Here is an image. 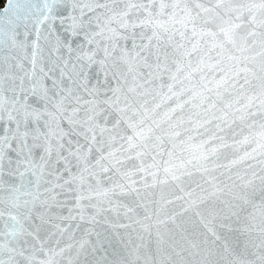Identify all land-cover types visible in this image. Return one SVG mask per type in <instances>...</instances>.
<instances>
[{"label":"snow or ice","instance_id":"1","mask_svg":"<svg viewBox=\"0 0 264 264\" xmlns=\"http://www.w3.org/2000/svg\"><path fill=\"white\" fill-rule=\"evenodd\" d=\"M0 264H264V0H8Z\"/></svg>","mask_w":264,"mask_h":264},{"label":"water","instance_id":"2","mask_svg":"<svg viewBox=\"0 0 264 264\" xmlns=\"http://www.w3.org/2000/svg\"><path fill=\"white\" fill-rule=\"evenodd\" d=\"M7 2H8V0L4 1V4L2 7H0V10H3V8L7 4ZM169 2H171V0H169ZM188 2H192V0H188ZM253 120L256 121L255 124L252 123ZM260 123H261V114L258 112L253 117L249 118L247 121H245L243 123L239 120H236L235 123L230 128L225 130L227 133V138L229 141L232 139L241 140L244 135H247L249 133L258 132L260 130V128H259ZM249 125H251V127H249ZM198 131L203 133L204 129H199ZM233 133H235V135H233ZM206 135H207V133H205L204 136H199V135L194 136L193 142H198L199 140L205 138ZM249 147H250V145L241 144L238 146V149H236L234 146L230 145L228 149L221 150L220 162L223 163L226 161V159H231L234 154L242 153L243 151L248 150ZM177 155H181V153L178 150H177ZM165 158H167L166 154H165ZM257 159H259V157H257ZM245 163L252 164L253 161L248 160ZM238 167L240 169H242L243 165H240ZM233 170L235 171V170H237V168H234ZM53 243H55V242L53 241Z\"/></svg>","mask_w":264,"mask_h":264},{"label":"trees","instance_id":"3","mask_svg":"<svg viewBox=\"0 0 264 264\" xmlns=\"http://www.w3.org/2000/svg\"><path fill=\"white\" fill-rule=\"evenodd\" d=\"M4 3V0H0V4H3Z\"/></svg>","mask_w":264,"mask_h":264},{"label":"rangeland","instance_id":"4","mask_svg":"<svg viewBox=\"0 0 264 264\" xmlns=\"http://www.w3.org/2000/svg\"><path fill=\"white\" fill-rule=\"evenodd\" d=\"M4 4V3H3ZM3 4H0V7H2L3 6Z\"/></svg>","mask_w":264,"mask_h":264}]
</instances>
